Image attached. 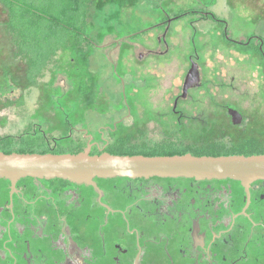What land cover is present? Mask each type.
Listing matches in <instances>:
<instances>
[{
	"label": "flooded vegetation",
	"instance_id": "1",
	"mask_svg": "<svg viewBox=\"0 0 264 264\" xmlns=\"http://www.w3.org/2000/svg\"><path fill=\"white\" fill-rule=\"evenodd\" d=\"M166 41L160 35L159 43ZM198 69L200 80L184 95L185 77L172 107L75 114L0 108V131L15 127L10 118L22 123L19 135L0 133V152L215 147L219 156L264 155L261 110L180 107L184 101L201 105L192 96L205 86ZM4 82L0 102L17 90ZM0 264H264V180L247 188L233 179L113 177L87 184L0 177Z\"/></svg>",
	"mask_w": 264,
	"mask_h": 264
},
{
	"label": "rangeland",
	"instance_id": "2",
	"mask_svg": "<svg viewBox=\"0 0 264 264\" xmlns=\"http://www.w3.org/2000/svg\"><path fill=\"white\" fill-rule=\"evenodd\" d=\"M4 2H0V81L8 79L17 90L14 97L0 102V108H59L75 114L86 108L113 113L125 107H172L193 58L204 77V88L192 95L201 105L184 101L180 107L231 106L247 115L254 109L264 112V0H92L91 9L82 8L85 0ZM78 5L80 13H88L81 32L98 45L66 52L69 63L57 57L30 87L25 64L9 45L7 10L52 16L54 9L68 13ZM162 34L167 45L159 43ZM105 36L110 37L108 43ZM250 39L255 42L246 52L238 44ZM10 119L15 127L0 133L19 135L22 123Z\"/></svg>",
	"mask_w": 264,
	"mask_h": 264
},
{
	"label": "water",
	"instance_id": "3",
	"mask_svg": "<svg viewBox=\"0 0 264 264\" xmlns=\"http://www.w3.org/2000/svg\"><path fill=\"white\" fill-rule=\"evenodd\" d=\"M193 63L184 84V95L200 80ZM0 177L13 183L26 178H62L75 183H92L94 178L187 177L196 179H233L245 187L264 180V155L172 156L91 155L90 147L76 154H39L0 152Z\"/></svg>",
	"mask_w": 264,
	"mask_h": 264
},
{
	"label": "trees",
	"instance_id": "4",
	"mask_svg": "<svg viewBox=\"0 0 264 264\" xmlns=\"http://www.w3.org/2000/svg\"><path fill=\"white\" fill-rule=\"evenodd\" d=\"M0 1L5 4L4 0ZM8 8L10 7L8 6ZM72 8L75 11L70 10L68 13H60L59 16L55 15L54 13L52 16H46L44 13H37L36 10H31L32 13L15 12V14L11 13L10 9L7 10L9 14L7 28L10 33L12 43L16 48L15 55L26 60L27 66L25 78L30 87H35L37 85V81L39 78H41L44 70L46 69V65L51 60V58L57 54V50L54 48L56 47V44H62L60 42L61 39H64L63 44H68L67 41L69 36L67 33H70L71 36H73L76 40L86 41L89 44L93 43L90 36L86 35L84 32H81L82 29L80 25L83 27L86 23V13H80V9L83 7L81 8V6L78 5ZM206 15L212 18V20L218 21L214 14L207 13ZM61 32H63V34H61ZM253 42H255V40L251 39V42L248 45L245 43L238 45L242 46L243 49L248 52L250 50V45ZM258 49L259 53L263 55L262 49ZM8 82L9 80L6 79V83ZM27 150L29 152H34V150L29 147ZM217 150H219V148L215 147L203 149L192 147L157 148L150 154H144L141 151H132L119 147V149L109 150V152L111 154L118 155H135L140 153L147 156L176 155L191 152L196 156H219L221 153L216 152ZM21 151V153H25L24 149ZM47 151L49 150L45 149L42 153ZM8 152L10 153V151Z\"/></svg>",
	"mask_w": 264,
	"mask_h": 264
},
{
	"label": "crops",
	"instance_id": "5",
	"mask_svg": "<svg viewBox=\"0 0 264 264\" xmlns=\"http://www.w3.org/2000/svg\"><path fill=\"white\" fill-rule=\"evenodd\" d=\"M28 1H30V0H28ZM1 2V1H0ZM92 2V0H85V2H84V6H83V8H88V9H91L90 8V6L92 5H89L90 3ZM108 2V1H107ZM109 2H111V1H109ZM125 3H127V1L125 2ZM72 8V7H71ZM52 10V9H51ZM72 11L74 10L73 8L71 9ZM122 12H123V9H120ZM75 11V10H74ZM121 11L120 12H117V11H115V13H121ZM8 13V12H7ZM51 13H65V10H63L62 8H59V9H54V10H52L51 11ZM9 21V14H8V20H7V22ZM87 21H88V13H86V23H87ZM7 22H6V24H5V29H6V33H7V36H8V38H9V45L11 46L10 48H11V50H12V52L14 53V55H15V53H16V48L14 47V45H13V43H12V39H11V36H10V33H9V31H8V28H7ZM61 34H63V32H61ZM68 34V36H69V39H68V41H67V45H65V44H63V41H64V39H61V43L62 44H56V47H54V48H56V50H57V54L55 55V56H53L52 58H51V60L48 62V64L46 65V68L50 65V63L54 60V59H56L57 57H58V60L60 61V62H62V63H65V62H68V60H66V58H65V53L66 52H68V51H71L73 48H81L82 46H85V45H87V46H92V47H94V48H96V46L98 45V44H96L95 43V41H93V43H91V44H89L88 42H86V41H79V40H76L73 36H71V34L70 33H67ZM110 38L109 36H105V40H106V43H108L107 42V40ZM109 41H110V39H109ZM104 44V46H106V45H109V44ZM114 43H115V41H114ZM112 44V43H111ZM104 46H101V47H99V49H101V50H104V49H106ZM16 56V55H15ZM17 57V56H16ZM18 59H20V60H22L23 62H24V64H25V67L27 66V63H26V60L25 59H23V58H21V57H17ZM65 60V61H64ZM71 61H72V59H71ZM69 63V62H68Z\"/></svg>",
	"mask_w": 264,
	"mask_h": 264
}]
</instances>
